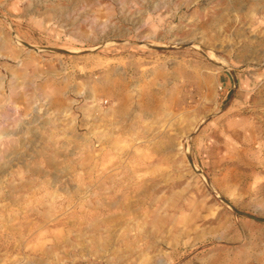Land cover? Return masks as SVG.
<instances>
[{
    "label": "rangeland",
    "instance_id": "obj_1",
    "mask_svg": "<svg viewBox=\"0 0 264 264\" xmlns=\"http://www.w3.org/2000/svg\"><path fill=\"white\" fill-rule=\"evenodd\" d=\"M0 264H264V0H0Z\"/></svg>",
    "mask_w": 264,
    "mask_h": 264
},
{
    "label": "water",
    "instance_id": "obj_2",
    "mask_svg": "<svg viewBox=\"0 0 264 264\" xmlns=\"http://www.w3.org/2000/svg\"><path fill=\"white\" fill-rule=\"evenodd\" d=\"M25 46H27L29 49H32V50H35L37 52L39 51H48V50H51V51H56V52H68L67 50L65 49H62V48H56V47H51V46H43V47H34L28 43H23ZM149 47H152V48H155V49H162L164 48L163 46H158V45H150L148 44ZM188 160L189 162L192 164V159L191 157L189 156L188 157ZM228 206H230L232 208V210L237 213V214H240V215H245L249 218H252V219H255V220H259L258 218L254 217L252 214H249V213H246V212H243L242 210H239L235 207H233L227 200H225L224 198H221Z\"/></svg>",
    "mask_w": 264,
    "mask_h": 264
},
{
    "label": "bare ground",
    "instance_id": "obj_3",
    "mask_svg": "<svg viewBox=\"0 0 264 264\" xmlns=\"http://www.w3.org/2000/svg\"><path fill=\"white\" fill-rule=\"evenodd\" d=\"M230 1H231V0H230ZM19 41H20L21 43H24V41H23V40H20V39H19Z\"/></svg>",
    "mask_w": 264,
    "mask_h": 264
}]
</instances>
